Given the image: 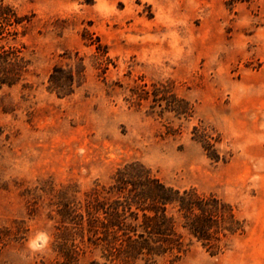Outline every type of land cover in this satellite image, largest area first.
<instances>
[{"label":"rangeland","instance_id":"1","mask_svg":"<svg viewBox=\"0 0 264 264\" xmlns=\"http://www.w3.org/2000/svg\"><path fill=\"white\" fill-rule=\"evenodd\" d=\"M0 1L31 17L0 41L29 61L30 85L0 90V225L23 219L29 228L0 252V264L52 258L53 194L67 188L81 200L132 160L171 186L218 194L246 221L244 234L217 253L193 241L157 264H264V0ZM96 37L108 47L106 70L89 44ZM74 51L84 58V81L59 96L47 78ZM144 83H169L192 116L149 114L151 98L138 104L132 95ZM167 124L180 132L167 134ZM194 125L219 137L225 160L206 155ZM38 233L48 241L34 251Z\"/></svg>","mask_w":264,"mask_h":264},{"label":"trees","instance_id":"2","mask_svg":"<svg viewBox=\"0 0 264 264\" xmlns=\"http://www.w3.org/2000/svg\"><path fill=\"white\" fill-rule=\"evenodd\" d=\"M30 21L31 17L0 1V41L15 38L17 27ZM89 44H95V58L105 61L106 70L111 61L108 47L98 37ZM63 56L73 59L72 63L55 64L47 78V89L59 96L74 93L83 83L86 69L78 51ZM28 71L29 61L19 48L0 44V90L20 83L30 87L24 82ZM132 95L138 104L151 98L152 115L173 113L177 119H187L193 114L189 103L174 94L169 83L152 84V88L144 83L134 87ZM165 127L167 134L180 132L171 124ZM192 133L210 159L225 160L217 149L219 137L206 126L194 125ZM67 194V188L53 194L58 217L51 241L53 256L32 264H157L159 257L181 254L193 241L217 253L246 230L245 219L223 197L194 187L171 186L138 160L118 167L108 187L95 186L81 200ZM28 230L23 219L0 225V252L11 243L24 241Z\"/></svg>","mask_w":264,"mask_h":264},{"label":"clouds","instance_id":"3","mask_svg":"<svg viewBox=\"0 0 264 264\" xmlns=\"http://www.w3.org/2000/svg\"><path fill=\"white\" fill-rule=\"evenodd\" d=\"M48 241L45 233H38L32 240L29 241V247L34 251H40Z\"/></svg>","mask_w":264,"mask_h":264}]
</instances>
